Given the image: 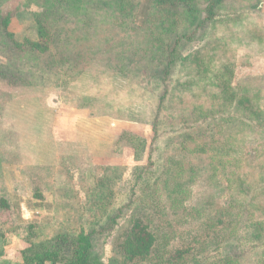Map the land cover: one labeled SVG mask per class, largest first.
<instances>
[{
  "label": "rangeland",
  "instance_id": "rangeland-1",
  "mask_svg": "<svg viewBox=\"0 0 264 264\" xmlns=\"http://www.w3.org/2000/svg\"><path fill=\"white\" fill-rule=\"evenodd\" d=\"M66 1L0 0L2 264H264V0Z\"/></svg>",
  "mask_w": 264,
  "mask_h": 264
},
{
  "label": "trees",
  "instance_id": "trees-1",
  "mask_svg": "<svg viewBox=\"0 0 264 264\" xmlns=\"http://www.w3.org/2000/svg\"><path fill=\"white\" fill-rule=\"evenodd\" d=\"M56 1L60 3V6L67 4L66 0ZM70 1L71 3L74 2L72 8L77 11H81V13L84 12L85 7H80V5H82V0ZM177 1L184 4H188L189 2L188 0ZM215 1L216 0H214V2ZM123 2L126 4H133L132 1L128 3L126 0H123ZM158 2L161 1L156 0L155 5L156 3L159 4ZM209 9V18H212L216 15L215 11L212 7ZM39 28L42 32V37L50 39L47 28L42 23H40ZM40 47H44V45L36 44L33 48L40 49ZM4 205L8 208V203L5 202ZM116 222L117 217H114L109 226H115L117 224ZM95 234H98V232H81L72 240H69L66 236L61 235L50 247L46 246L42 249L34 248L32 251H24L22 254L24 264H94L93 251L95 247L93 244V238ZM125 236L122 251L126 260L133 262L138 259H147L154 252L157 243L156 237L149 226H147L142 219L137 218L133 221Z\"/></svg>",
  "mask_w": 264,
  "mask_h": 264
},
{
  "label": "crops",
  "instance_id": "crops-1",
  "mask_svg": "<svg viewBox=\"0 0 264 264\" xmlns=\"http://www.w3.org/2000/svg\"><path fill=\"white\" fill-rule=\"evenodd\" d=\"M1 251H2L3 253H2ZM3 255H5V257H4L5 259H7L8 257H10V256L7 255L6 253L4 254V250H3V249H0V256H1L0 259H3ZM0 264H2V261H1V260H0Z\"/></svg>",
  "mask_w": 264,
  "mask_h": 264
}]
</instances>
